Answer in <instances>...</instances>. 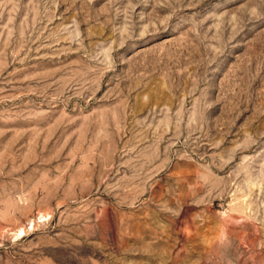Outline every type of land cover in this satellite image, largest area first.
<instances>
[{
    "label": "rangeland",
    "instance_id": "rangeland-1",
    "mask_svg": "<svg viewBox=\"0 0 264 264\" xmlns=\"http://www.w3.org/2000/svg\"><path fill=\"white\" fill-rule=\"evenodd\" d=\"M0 264H264V0H0Z\"/></svg>",
    "mask_w": 264,
    "mask_h": 264
}]
</instances>
